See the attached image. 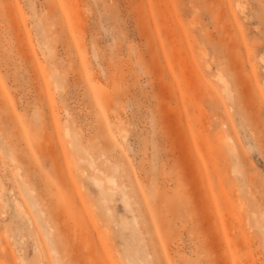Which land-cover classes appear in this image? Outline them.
<instances>
[{
    "label": "rangeland",
    "instance_id": "rangeland-1",
    "mask_svg": "<svg viewBox=\"0 0 264 264\" xmlns=\"http://www.w3.org/2000/svg\"><path fill=\"white\" fill-rule=\"evenodd\" d=\"M0 264H264V0H0Z\"/></svg>",
    "mask_w": 264,
    "mask_h": 264
},
{
    "label": "bare ground",
    "instance_id": "bare-ground-1",
    "mask_svg": "<svg viewBox=\"0 0 264 264\" xmlns=\"http://www.w3.org/2000/svg\"><path fill=\"white\" fill-rule=\"evenodd\" d=\"M241 11H244V7H242ZM219 138L222 139L220 135L218 136V139ZM220 142L221 140L219 139V143ZM98 171H99V178H94V182L102 191L105 184L114 188L120 187L119 177L116 175L117 167H114V171L112 173H106L101 170ZM123 195L125 197V205L129 207L133 212H135L134 201L132 200V197H129L125 191H123ZM138 220H139L138 217H134V222L136 223V225H138Z\"/></svg>",
    "mask_w": 264,
    "mask_h": 264
}]
</instances>
